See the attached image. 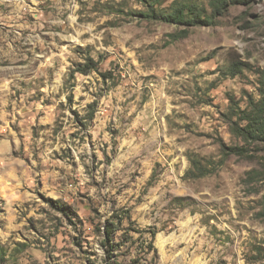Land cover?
<instances>
[{
    "label": "rangeland",
    "instance_id": "obj_1",
    "mask_svg": "<svg viewBox=\"0 0 264 264\" xmlns=\"http://www.w3.org/2000/svg\"><path fill=\"white\" fill-rule=\"evenodd\" d=\"M0 264H264V0H0Z\"/></svg>",
    "mask_w": 264,
    "mask_h": 264
},
{
    "label": "trees",
    "instance_id": "obj_2",
    "mask_svg": "<svg viewBox=\"0 0 264 264\" xmlns=\"http://www.w3.org/2000/svg\"><path fill=\"white\" fill-rule=\"evenodd\" d=\"M226 4V3H225ZM222 4V5H215L213 7L215 12H219L221 13V11H225L226 10V5ZM196 9H198L197 7H194V9H192L190 6L184 7L183 4H179V1H176L173 3V6L171 8V11L169 14H162V15H158V17L155 15L154 11L152 12V14L150 16H148V18H156L159 21H162L166 24H172V25H180V24H185L188 26H208L206 25L207 22L205 19L203 18H207V17H202V15L196 11ZM194 10V11H193ZM220 10V11H217ZM189 16V19H186V17ZM94 63H92V61L89 62V64H87L86 66L81 67L80 69H78L76 72L86 75L88 74L90 71L94 70L95 67L91 66ZM233 70V74L232 76H235L236 74L240 73L239 68L236 66L232 67ZM240 132H242V130H240ZM244 132V130H243ZM251 137H253L254 135L249 134ZM234 154L236 155H241L242 154V149L236 148V149H231ZM192 165L194 166L196 172H198V174H195L194 172H191L189 174L190 177L192 178H199V177H203L207 174V171L204 167H202L197 161H192Z\"/></svg>",
    "mask_w": 264,
    "mask_h": 264
}]
</instances>
